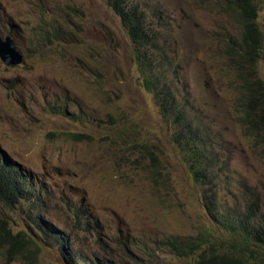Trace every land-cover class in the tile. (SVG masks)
I'll list each match as a JSON object with an SVG mask.
<instances>
[{
    "label": "rangeland",
    "instance_id": "374dc122",
    "mask_svg": "<svg viewBox=\"0 0 264 264\" xmlns=\"http://www.w3.org/2000/svg\"><path fill=\"white\" fill-rule=\"evenodd\" d=\"M130 3L172 61L166 79L178 103L210 131L228 163L221 197L264 193V138L246 135L238 121L243 88L228 43L241 29L230 0ZM256 3L264 33V0ZM7 36L24 60L7 66L0 59V151L43 193L30 217L26 202L0 201V264H68L36 216L72 240L77 261L99 255L116 264H191L179 243L201 233L227 240L106 0H0V37ZM257 71L264 81V48ZM149 150L159 157L156 167Z\"/></svg>",
    "mask_w": 264,
    "mask_h": 264
},
{
    "label": "trees",
    "instance_id": "16d2710c",
    "mask_svg": "<svg viewBox=\"0 0 264 264\" xmlns=\"http://www.w3.org/2000/svg\"><path fill=\"white\" fill-rule=\"evenodd\" d=\"M106 2L120 18L132 43L142 85L154 96L160 113L174 129L173 142L180 149L183 164L194 184L202 191V201L210 219L228 237L221 241L201 233L193 241L179 243L177 248H181L184 255H191V264H264V193L251 189L239 198L236 195L231 199L221 197V183L229 174L228 163L216 148L210 131L178 103L177 91L166 79L172 61L167 55L163 56L158 38L142 9L132 6L130 0ZM230 5L240 17L241 29L238 41L228 43L229 59L233 61L231 67L238 70L243 88L238 121L246 135L254 134L261 139L264 138V81L258 77L257 65L264 48V33L258 22V7L256 0H230ZM48 37L50 39L49 33ZM185 95L189 102L190 94ZM80 137L88 138L86 135ZM148 154L156 167L159 157L151 150ZM42 193L34 177L0 151V201L13 207L26 202L30 206L27 213L30 217L40 207ZM31 220L45 239L59 244L61 256L68 264H116L99 255L92 261H77L80 252L72 240L63 237L64 233H54L55 229L40 217H31ZM7 235L13 238L10 230Z\"/></svg>",
    "mask_w": 264,
    "mask_h": 264
},
{
    "label": "water",
    "instance_id": "95a60500",
    "mask_svg": "<svg viewBox=\"0 0 264 264\" xmlns=\"http://www.w3.org/2000/svg\"><path fill=\"white\" fill-rule=\"evenodd\" d=\"M0 59L7 65H20L24 57L16 47L15 41L7 36L5 39L0 37Z\"/></svg>",
    "mask_w": 264,
    "mask_h": 264
},
{
    "label": "bare ground",
    "instance_id": "6f19581e",
    "mask_svg": "<svg viewBox=\"0 0 264 264\" xmlns=\"http://www.w3.org/2000/svg\"><path fill=\"white\" fill-rule=\"evenodd\" d=\"M235 60V59H234ZM247 73V72H246ZM255 73V72H254ZM251 74H252V72H251ZM61 250V249H60Z\"/></svg>",
    "mask_w": 264,
    "mask_h": 264
}]
</instances>
